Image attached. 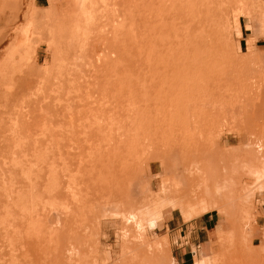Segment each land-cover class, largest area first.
I'll list each match as a JSON object with an SVG mask.
<instances>
[{
	"label": "rangeland",
	"instance_id": "374dc122",
	"mask_svg": "<svg viewBox=\"0 0 264 264\" xmlns=\"http://www.w3.org/2000/svg\"><path fill=\"white\" fill-rule=\"evenodd\" d=\"M96 2L73 36L55 28L77 21L72 0H0V264H66L72 247L119 263L124 216L145 209L132 264L193 209L218 221L194 262L264 264V183L242 173L226 201L188 181L192 161L264 143V0Z\"/></svg>",
	"mask_w": 264,
	"mask_h": 264
},
{
	"label": "bare ground",
	"instance_id": "6f19581e",
	"mask_svg": "<svg viewBox=\"0 0 264 264\" xmlns=\"http://www.w3.org/2000/svg\"><path fill=\"white\" fill-rule=\"evenodd\" d=\"M96 1L97 0H72L73 4L75 3L77 5L78 13H76L77 14L76 16L77 21H75L76 24L74 23L73 26L71 25L70 27L69 26L67 27L66 26L67 24L65 23L69 22V20L67 19L69 14L66 17L67 20L65 19L66 22L64 20V17L62 16L63 19L62 17L60 18V22H59L60 24L55 26L57 30L56 32L58 34L69 32L72 33L73 36L78 34L81 28L83 27V25L85 26V24H87V22H89L90 19L92 18L95 4L97 3ZM228 8H229V4L227 6V9ZM72 14H70L71 17H73ZM32 33H33V29L30 26L24 32V36L29 38L32 36ZM220 35L223 37L224 40L228 41L226 42L227 44H230V41H232V37L230 36V33H227L224 30L222 31L220 30ZM229 46L233 47V43L230 44ZM24 48L25 47L17 48L15 52L16 53L18 51L21 52V50H23ZM228 51H230L228 50V48H226L225 46L222 47L221 51L219 50V52H222L223 54L219 56V58L223 59L224 54L229 55ZM16 53H11L5 57L3 56L4 64L8 60L10 59L12 60ZM26 54L24 55V57L26 56ZM228 59H230L229 56L224 58V60H228ZM110 139H111V133L104 135L103 143L110 142ZM260 141L261 140H258L257 142L255 141L249 142V144L246 145L245 150L241 149L243 150V153L220 154L208 158H206L207 156H202V158L200 159L198 158V160L192 161V167H194L193 169L195 170V172L191 171L188 173V179H189L188 181L190 185L192 186V188L195 187L204 188L207 194H212L214 196L221 197L226 201H233L235 200V198H239V195L237 193L239 191L238 190L239 184L237 178L242 173H246L252 178H254L255 187L260 189L262 187V184L264 183V143ZM204 154L209 155V153L208 154L204 153ZM212 168H215L219 173L218 180L215 183L216 185L213 187L210 186L209 184V176H208L209 170H211ZM250 190L251 189L247 187L242 188V192H244L243 194L247 196ZM159 198H160L159 195L154 194L152 204L157 203ZM191 204L192 206H194L195 203L192 202ZM145 211H147V209L139 212H129L127 216H124L125 226L121 230L122 240H123V245H122L123 260L121 262L118 261L119 263L116 262V264H125V262L123 261L127 257L130 258L132 257L129 262L130 264H132L134 259H136L135 257L137 255H135V251L129 245V240H130L132 228H135V231L138 234L137 237L135 238L143 242L142 234L145 232L146 229L145 225L147 222L146 215L144 213ZM198 217H199L198 211L193 209L190 218H193L194 220L195 218ZM251 237L252 235H246L245 237H243L244 238L243 242L247 246V248H251L250 246L254 245L253 241L251 240L252 239ZM158 240L160 242L156 244V248H155L157 254L153 257V259H150V261H148L149 264H164V262H166V259L164 258V253L166 252L169 253L170 251L168 238L167 236H165L162 238H158ZM260 240L261 243H264V233L262 234ZM150 250H153V248L151 247ZM68 254H69V259L66 264H82L83 262L86 261V258L81 257L80 252L74 247L68 250ZM204 255H206L205 259L197 260L195 264H212V261L209 258V256L206 253H204ZM170 264H176V260L173 259Z\"/></svg>",
	"mask_w": 264,
	"mask_h": 264
},
{
	"label": "crops",
	"instance_id": "0c3cea01",
	"mask_svg": "<svg viewBox=\"0 0 264 264\" xmlns=\"http://www.w3.org/2000/svg\"><path fill=\"white\" fill-rule=\"evenodd\" d=\"M38 2L39 0H36V4H38ZM242 37H244L243 27ZM217 225V218L213 214L203 215L196 220H191L189 223H184L176 219L174 214H172V217H170L167 222L169 235L165 236H167V238L170 236L168 242L170 238L173 237L176 240V246H174L172 250V256L176 260V264H195L194 257L195 255L197 256V254H194L192 246L200 249L203 245L207 244L211 237V232Z\"/></svg>",
	"mask_w": 264,
	"mask_h": 264
}]
</instances>
